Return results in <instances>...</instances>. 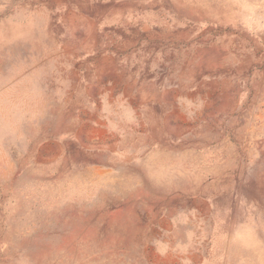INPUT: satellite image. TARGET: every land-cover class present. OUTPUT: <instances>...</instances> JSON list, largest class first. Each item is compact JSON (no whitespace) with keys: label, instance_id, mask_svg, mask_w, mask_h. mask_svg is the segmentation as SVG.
Masks as SVG:
<instances>
[{"label":"rangeland","instance_id":"obj_1","mask_svg":"<svg viewBox=\"0 0 264 264\" xmlns=\"http://www.w3.org/2000/svg\"><path fill=\"white\" fill-rule=\"evenodd\" d=\"M0 264H264V0H0Z\"/></svg>","mask_w":264,"mask_h":264}]
</instances>
